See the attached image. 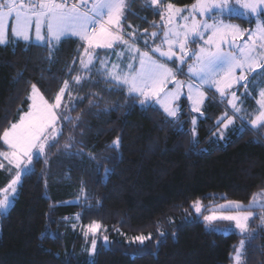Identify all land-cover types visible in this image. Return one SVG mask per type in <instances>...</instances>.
I'll return each instance as SVG.
<instances>
[{
	"label": "trees",
	"instance_id": "16d2710c",
	"mask_svg": "<svg viewBox=\"0 0 264 264\" xmlns=\"http://www.w3.org/2000/svg\"><path fill=\"white\" fill-rule=\"evenodd\" d=\"M139 1L131 3L126 16L142 35L144 29H154L151 23L159 22L160 16ZM193 1L164 0L180 6ZM228 18L244 28L252 24ZM79 43L76 38L64 40L51 60L47 47L34 42L10 39L0 46V130L26 108L31 84L51 100L65 79L81 74ZM97 64L98 60L90 81L81 87L72 82V95L84 97L70 112L73 119L83 113L80 127L64 125L57 146L48 152L49 163L45 165L44 158L35 162L34 173L23 177L7 213H0V264H85L92 236L85 238L82 226L92 221L102 225L92 258L95 264H228L241 234L206 228L198 216L189 215L190 203L200 199L206 211L224 200L246 203L264 189V136L247 125L241 134L237 122L226 130L225 139L213 136L226 105L210 93L203 116H197L198 142L193 144V113L183 99L178 121L166 118L157 105L145 108L128 102L125 106V91H105L111 85L97 74ZM92 93L103 97L98 108L89 107ZM241 99L252 102L251 97ZM105 107L114 110L104 112ZM69 136L83 140L81 156L65 155L62 149ZM117 137L118 151L110 147ZM80 147L77 144L72 151ZM106 167L112 169L108 176ZM8 176L0 170V188ZM82 182L89 198L77 202ZM252 211L249 230L254 237L246 243L245 264H264L261 209ZM79 213L81 219L76 220ZM149 233L153 239L142 249L130 243L132 237ZM105 235L108 245L103 242Z\"/></svg>",
	"mask_w": 264,
	"mask_h": 264
},
{
	"label": "snow or ice",
	"instance_id": "6c2138e0",
	"mask_svg": "<svg viewBox=\"0 0 264 264\" xmlns=\"http://www.w3.org/2000/svg\"><path fill=\"white\" fill-rule=\"evenodd\" d=\"M132 2L134 0H0V46L9 42V29L12 37L26 42L32 41L34 32L36 45L46 46L51 60L57 45L76 38L80 42L77 52L81 70V74L72 76L71 81H63L52 100L46 98L35 83L31 84L27 111H22L15 122L0 130V170L11 176L0 188V213H7L23 177L34 173L35 162L44 158L45 165L49 163L48 152L57 146L64 125L71 124L73 130L80 127L83 113L73 119L70 112L84 97L72 95V82L81 87L90 81L96 60L100 65L97 74L111 85L105 91L123 89L125 106L128 102H138L145 108L158 105L166 118L178 121L182 111L181 98L186 96L191 111L203 116L206 94L214 88L221 101L227 100V106L231 108V114L225 111L222 118H218L217 131L221 139L226 138V130L233 127L237 119L241 121V134L246 130L245 122L253 130L264 128V87L258 91L257 107L252 112L240 106L243 100L237 95V86L242 85V95L252 96L250 87L254 88V78H264V0H194L191 5L183 7L164 0H144L145 7L150 6L154 13L159 12L163 23L153 21L151 27L156 30L151 33L143 30V48L137 43L140 38L138 28L129 24L127 27L132 31H126L123 23L127 20L126 9L130 10ZM225 16L254 20V25L243 28L239 24L226 23ZM192 44L196 47H190ZM97 50H104L105 57L101 58ZM113 55L115 60H109L108 57ZM75 60L73 57L69 74ZM181 75L185 79H179ZM102 99L99 94L92 93L89 107L98 108ZM112 110L114 108L103 109L104 112ZM191 123L195 144L198 142L195 140V116ZM216 134L214 132L213 136ZM80 135H84L83 131ZM77 144L81 147L73 152L72 148ZM120 146V137L110 145L117 151ZM62 150L67 156H81L83 140L77 141L75 136H69ZM89 157L96 159L92 154ZM111 171L106 167L104 175L108 176ZM88 198L82 182L81 197L77 202ZM191 207L196 214L203 216L206 226L216 231H229L232 225L239 230L242 239L233 246L230 260L231 264H245L246 243L254 237V232L249 230V221L254 217L252 209H261L260 219L264 224V189L253 193L247 205L227 200L208 209L207 215L200 199L194 200ZM87 208L90 209L91 205ZM81 216L82 213L77 214L76 220ZM219 221L231 223L219 229L214 224ZM82 227L85 238L92 236L91 246L87 249L89 259L85 264H95L92 258L97 251L96 236L102 225L92 221ZM160 235L165 233L160 232ZM41 236L50 238L52 234L41 233ZM152 239L151 233L141 234L132 237L130 243L138 244L142 249L146 241ZM103 242L109 244L106 235Z\"/></svg>",
	"mask_w": 264,
	"mask_h": 264
},
{
	"label": "rangeland",
	"instance_id": "374dc122",
	"mask_svg": "<svg viewBox=\"0 0 264 264\" xmlns=\"http://www.w3.org/2000/svg\"><path fill=\"white\" fill-rule=\"evenodd\" d=\"M25 2H27V0H25ZM140 3L141 2H144V0H140L139 1ZM194 2V1H193ZM192 2V3H193ZM191 3V4H192ZM191 4H189V5H191ZM177 7H183V6H186V5H182V6H180V5H176ZM126 15L128 14L127 12L125 13ZM198 19H199V16L197 17ZM224 20H225V22L226 23H234V24H239V25H241V27H243V25L242 24H240L238 21H236V20H234V19H232V20H230L227 16H225L224 17ZM246 20H248V19H246ZM130 18H127V20L126 21H123V23L125 24V28H126V31H132V28H128L127 27V25H132L131 23H130ZM159 22H160V20H159ZM161 24L163 23V22H160ZM252 25H254V20L252 21V24H248V26L250 27V26H252ZM244 28V27H243ZM154 30H156V29H153V30H149V33H151L152 31H154ZM161 34H162V31H161ZM32 35H33V39H32V41H30V42H34V43H36L35 42V40H34V32L32 33ZM139 35H140V38H139V42L144 46V37H143V31H142V35L139 33ZM16 40L17 38H14V37H12L11 36V33H10V29H9V40ZM20 40H22V41H24L23 39H20ZM24 42H26V41H24ZM157 43L159 42V40L157 39V41H156ZM143 46H140V47H142L143 48ZM190 47H192V48H195L196 47V45L195 44H192V45H190ZM100 57L101 58H104L105 57V53H103V54H101L100 55ZM108 59L109 60H115V56L113 55V56H110V57H108ZM95 62V61H94ZM98 68H99V60H98ZM184 71H185V73L187 72V65H185L184 66ZM179 79H185V76H183V75H181V76H179L178 77ZM255 79V85H254V88L253 87H250V91H252L253 92V90H254V92H253V95L252 96H245V95H242L243 93H244V88H243V86L242 85H240V86H237L238 87V89H240V91H239V93H238V91H237V95L238 96H241V98H246V97H251L252 98V102H249L248 100H246V101H244V103L242 104V105H240L241 107H243V108H245L248 112H252L253 111V109H255L256 107H257V105L255 104V98H258V91H259V89L260 88H262V87H264V78H262V77H255L254 78ZM170 87H171V85H170ZM30 88H31V86H30ZM30 88H29V90H28V93H27V96H28V94H29V92H30ZM210 93L214 96V97H217V98H219V99H221L220 97H219V94L218 93H216L215 92V89L213 88L212 90H210V91H208L207 92V94H206V98L210 95ZM54 98V97H53ZM66 96L64 97V100L66 101ZM205 98V99H206ZM181 99H183L184 100V102L186 103V105L188 106V108L191 110V107H190V104H189V102H188V100H187V97L186 96H183ZM52 100V99H51ZM225 101V105H226V110L225 111H228L230 114H231V108L230 107H228L227 106V100H224ZM28 103H29V101H27V105H26V108L23 110V111H27V109H28ZM158 106V105H157ZM158 108H159V106H158ZM203 108V107H202ZM162 110V109H161ZM224 111V112H225ZM162 112H163V110H162ZM193 113V116H195L196 118H197V116H200V114L199 113H194V112H192ZM21 114V113H20ZM19 114V115H20ZM19 115H18V117H17V119L19 118ZM192 116V117H193ZM222 116H223V114H222ZM221 116V117H222ZM16 119V120H17ZM15 120V121H16ZM14 121V122H15ZM235 122H237L238 123V125L239 126H241V121L239 120V119H237ZM245 125H247L248 127H251L250 126V124H248L247 122H245ZM259 131H260V133H261V135L262 136H264V128H261V129H259ZM217 133V135L219 136V132L217 131L216 132ZM0 146H2V142H0ZM13 174H14V172H13ZM9 177V180H10V178H11V176L9 175L8 176ZM3 188V187H2ZM260 190H258L257 192H259ZM257 192H255V193H257ZM16 195V194H15ZM15 197V196H14ZM13 197V198H14ZM13 198H12V201H13ZM194 201V200H193ZM193 201H191V203L193 202ZM226 201L227 200H224V201H221V202H219V203H217V204H215L214 206H211V207H208L207 208V210L206 211H204V214L205 215H207L208 214V209H211V208H215V206L216 205H220V204H224V203H226ZM249 202V201H248ZM248 202H246V203H242V204H244V205H247L248 204ZM191 203H190V211H189V215H195V216H198V218L200 219V221L203 223V225L206 227V228H210V229H213L212 227H208V226H206V224H205V222H204V220H203V216L202 215H198V214H196L195 213V211L192 209V207H191ZM12 204V203H11ZM10 204V205H11ZM202 204L204 205V203L202 202ZM10 207V206H9ZM231 222H227V221H219V222H214V224H215V226H216V228H219V229H223V228H225V226H227V225H229ZM214 230V229H213ZM216 231V230H215ZM218 232H222V233H228V232H236V233H238L239 234V230H236L235 228H234V225H232V227H231V229L229 230V231H218ZM242 238H240L239 240H238V242L235 244V245H237L238 243H239V241L241 240ZM232 252H233V250H232ZM231 252V253H232ZM228 264H231V260L228 262Z\"/></svg>",
	"mask_w": 264,
	"mask_h": 264
}]
</instances>
